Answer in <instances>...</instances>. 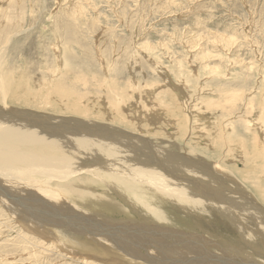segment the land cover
I'll use <instances>...</instances> for the list:
<instances>
[{
    "label": "bare ground",
    "instance_id": "bare-ground-1",
    "mask_svg": "<svg viewBox=\"0 0 264 264\" xmlns=\"http://www.w3.org/2000/svg\"><path fill=\"white\" fill-rule=\"evenodd\" d=\"M14 2H0V20L5 15L2 20L5 25L0 26V46L10 39L5 29L12 17ZM84 12L77 5L72 13L63 12L66 19L59 21V30L71 42H80L77 22L83 19L79 15ZM217 36L226 44L235 42L227 35ZM16 58L0 52V201L15 218L24 221V217L25 220L31 217L25 215L27 208L23 207L25 214L17 210L23 203L18 205L12 201L10 205L7 195L25 197L24 203L32 208L39 203L49 205L52 208L39 207L56 219L48 232L53 233L51 229L57 226L61 229L62 223L65 227L69 224L67 227L77 235H87L95 248L120 253L129 262L136 258L151 264L154 256L160 263L180 256L185 257L177 260L181 264L190 261L204 264V261L194 262L201 257L213 262L224 261L222 253L227 249L222 243L206 232L201 231V235L190 231L196 220L206 223L220 220L245 238L251 250L264 248V110L260 118L256 116L258 121L253 119L258 132L251 135L256 143L250 148L242 138L245 136L239 137L234 131L232 123L228 124L229 129L218 128L212 134L190 133L191 122L195 130L196 124L201 123L194 120L196 110L191 104L195 94L191 92L190 77L186 80L180 77L177 81L168 71L155 66L153 71H158L157 75L164 80L157 85L155 82L150 86L141 85L140 88L150 91L144 104L142 97L136 96L137 86L122 89L117 85L118 70L113 75L105 72L104 78L92 74L89 79L67 65H62L63 70L43 73L39 66L38 74L31 70L34 64L21 65L17 62L21 58ZM168 87L173 92L169 91L167 97L175 96L181 118L162 99ZM89 88L96 90L90 92ZM128 91L133 97L125 102ZM153 97L158 101L154 102ZM237 100L236 95L226 98L227 104ZM222 105L217 106L224 109L225 101ZM158 108L160 113L155 112ZM183 109L191 115L187 120ZM205 119L208 128L215 125L210 118ZM94 209L99 212L92 213ZM83 222L89 225L82 228ZM11 223L0 211V248L4 247L3 242L12 243L3 248L1 255L5 259L1 264H11L17 254L23 255L19 256L24 264L53 263V258H45L44 254L57 256V264L94 263L78 260V248L74 256H64L50 244L39 242L40 238L35 240L36 237L30 238L22 231L19 239L15 236L13 239L7 234L15 229ZM96 238L113 243V250L105 248ZM138 247L144 250L141 252ZM241 257L252 264L245 255Z\"/></svg>",
    "mask_w": 264,
    "mask_h": 264
},
{
    "label": "rangeland",
    "instance_id": "rangeland-1",
    "mask_svg": "<svg viewBox=\"0 0 264 264\" xmlns=\"http://www.w3.org/2000/svg\"><path fill=\"white\" fill-rule=\"evenodd\" d=\"M4 1L0 0V2ZM77 5L82 6L85 12L80 13L79 17L83 15V19L81 18L77 22L79 24L80 42H71L62 34L58 26L60 19H66L63 12L65 14L72 13L73 8ZM4 18L5 15L0 20L1 27L5 25V22L2 21ZM6 27L5 31L9 32L7 37L9 36L10 39L0 46V52H7L10 57L17 56L16 59L21 58L17 61L18 64L32 63L34 66L31 67V70L38 74L39 66H41V73H43L47 70H63L62 65H67L68 68H72L78 73H84L82 76L87 75L89 79L92 74L104 78L105 72L113 75V72L118 70L119 83L117 85L121 88L124 87V89L130 85L137 86L136 96L142 97L141 102L144 104L149 99L146 95L150 91L140 87L143 84L146 86L153 85L154 82V85L161 84L164 80L159 73L157 75L158 71H153L156 70V67L165 69L177 81L180 77L185 80L190 77L192 79L190 83L191 92L196 95H192L191 104L196 110L194 120L201 122L196 124V130L191 127V122L190 133L199 134L206 131L212 134V131L218 130V128L229 129L227 128L228 124L232 123L231 126H234V131L239 137L245 136L242 138L247 140L250 148L256 143V140L251 136L258 132L254 120H257V117L260 118L264 110V0H15L12 6V17ZM218 34L227 35L226 37L234 39L235 42L226 44L223 39L218 38ZM138 46L140 47L138 48ZM148 46L149 48H147ZM182 72L184 73L183 76L181 75ZM192 75H195L196 78H193ZM89 81L92 83L93 80ZM91 88H89L90 92L99 87L95 86L96 89L93 90ZM167 90L162 99L171 104L172 110L176 111V115L181 118L177 108L179 104L175 103V96L167 97V93L173 91L169 87ZM233 95H236L238 100L233 104H227L226 98ZM125 96L127 97L125 102H130L133 93L128 91ZM168 100L169 102H167ZM153 101L157 102L158 100L153 97ZM224 101L226 107H223L224 109L219 108L217 105L224 104ZM138 104L137 99L136 107ZM158 105L161 110H164L159 102ZM228 105H231L230 108ZM208 106L210 107L208 108ZM246 106H249L247 111ZM159 108L155 112L160 113ZM186 110L183 109L182 113L187 120L191 115ZM222 110L224 111L222 112ZM230 110L231 112H229ZM207 117L213 120L215 124H212L210 128L205 125V121H207L205 118ZM191 119L193 120V117ZM15 195L16 197L7 195L8 200L4 199L10 205L13 204L12 201L17 202L18 205L23 203L22 207H18L17 210L25 214L24 208H27L28 213L25 215H30L31 218L25 220V217L21 215L22 218L24 217V221L18 220L10 211L8 212L9 209L4 208L0 201V211L7 216L15 228V232H7L9 237L13 239L18 237L17 239H19L18 235L23 232L30 238L36 237L35 240L40 238L39 242L50 244L52 249L56 250L55 252L64 256H68V254L74 256L75 249L78 248L79 250H76L79 255L78 260L82 258L80 261L94 262L93 264H131V262L133 264H148L136 258L129 262L120 253L117 255V252H104L97 247L95 248L87 235L84 237L77 235L73 231L74 229L67 227L69 224H66L65 227L62 223L61 229H59L60 226H57L58 228L52 227L53 233L48 232L47 229L50 230V225L55 224L56 219L47 216L49 213L44 212L39 207L45 209L52 207L39 203L36 204L38 207L32 208L34 206L30 205V207L29 204L24 203L25 197ZM68 204L72 206L73 203L68 202ZM93 211L99 212L96 209L91 212L93 213ZM129 213L130 217H133L130 210ZM85 224L89 225L87 222H83L82 228L87 227ZM193 226L195 227L190 230L192 233L198 231L197 233L202 235L206 232L205 234L211 235L212 239L222 243L228 252L222 253L224 261L213 262L207 257H201L200 260H194V262L247 264L245 259L241 257V255H245L252 264H264V248L259 246L251 250L248 247L250 244L245 238L238 235L237 232L231 231L220 220L215 219L211 223L196 220ZM97 240L105 248L113 250L111 246L113 243L103 239ZM3 243L4 247L12 246V243ZM66 244L68 245L67 249ZM170 245L174 246V243L170 242ZM3 248H0V262L5 259L1 255L5 250ZM137 249L141 252L144 250L143 247ZM6 250L9 251L8 248ZM69 250L73 253L67 252ZM143 253L146 254L147 252ZM247 253L250 254V257ZM19 255L23 257L22 254H17L14 257L16 260L12 258L11 264H24ZM218 255L221 256V254ZM87 256L88 259H86ZM44 257L55 259H51L53 263L47 264L59 263L56 261L57 256L54 258L52 254H44ZM103 257L104 259H102ZM154 257L156 264H181L177 260L180 261L185 258L184 256H180L181 258L174 257L160 263L156 256ZM191 257L192 255H190ZM121 258L123 259L121 260ZM154 262L151 264H155ZM190 262L189 264H192Z\"/></svg>",
    "mask_w": 264,
    "mask_h": 264
}]
</instances>
